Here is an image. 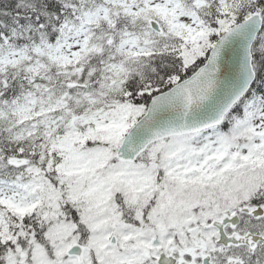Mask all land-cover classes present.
<instances>
[{
    "label": "snow or ice",
    "instance_id": "obj_1",
    "mask_svg": "<svg viewBox=\"0 0 264 264\" xmlns=\"http://www.w3.org/2000/svg\"><path fill=\"white\" fill-rule=\"evenodd\" d=\"M0 264H264V0H0Z\"/></svg>",
    "mask_w": 264,
    "mask_h": 264
}]
</instances>
